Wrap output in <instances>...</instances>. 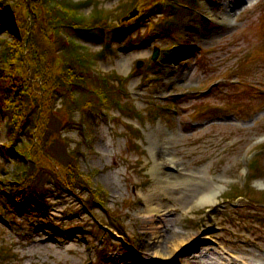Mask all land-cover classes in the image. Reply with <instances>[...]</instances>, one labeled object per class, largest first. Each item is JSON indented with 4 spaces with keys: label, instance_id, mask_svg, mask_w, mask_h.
<instances>
[{
    "label": "rangeland",
    "instance_id": "1",
    "mask_svg": "<svg viewBox=\"0 0 264 264\" xmlns=\"http://www.w3.org/2000/svg\"><path fill=\"white\" fill-rule=\"evenodd\" d=\"M155 1L60 2L63 8L73 3L84 22L97 15L91 23L108 25L98 39L73 29L69 35L80 42L73 52L86 55L83 63H70L75 72H84L82 83L90 85L105 74L113 84L103 87L124 102L101 110L92 105L99 101L96 90L80 88L79 79L71 92L62 84L46 85L50 75L60 79L57 69L72 49L59 45L54 32L56 22L70 23L52 8L58 0H6L18 22L10 24L27 34L26 56L35 69L26 62L23 71L30 76V91L37 92L17 137L40 160L76 156V169L88 180L82 179L87 188L70 184V192L63 185L66 177L43 167V179L33 182L25 178L27 163L0 147V190L8 194L13 183V195L26 192L30 189L21 182L27 181L33 187L43 183L47 195L40 209L24 202L17 208L0 194V264H178L179 254L186 253L205 264H264V203L238 195L251 188L255 195L246 196L256 199L264 192V0H235L231 13H225L227 0H178L186 7L174 14V25L149 35L165 13H154ZM133 8L137 13L122 19ZM121 23L123 33L108 31ZM7 25H0V42L11 40ZM154 45L167 51L150 63ZM137 59L143 60L140 66ZM213 80L221 84L200 95L198 89ZM190 117L199 123L193 125ZM44 120L48 127L37 136ZM9 135L14 139L16 131ZM7 139L0 110V146L11 142ZM252 148L257 158L250 160ZM167 157L182 171L176 184L169 181ZM47 158L45 165L52 167ZM157 159H165V166L152 165ZM217 184L216 200L198 202L199 190ZM94 185L102 187L103 205L90 203L88 188ZM49 233L54 237L47 238ZM162 238L184 240L175 257L162 262L139 257L152 253Z\"/></svg>",
    "mask_w": 264,
    "mask_h": 264
},
{
    "label": "trees",
    "instance_id": "2",
    "mask_svg": "<svg viewBox=\"0 0 264 264\" xmlns=\"http://www.w3.org/2000/svg\"><path fill=\"white\" fill-rule=\"evenodd\" d=\"M60 2L61 1L59 0L58 2H53L52 8L55 9V12L61 11V15L63 16L64 19H67V21H70L71 25H74L77 23V26H78L77 28H79L78 23L82 21V18L80 15L75 13L74 11L75 5H72L73 3H71L65 6V8H63L64 7L63 3H60ZM86 2L87 1H83L81 3L85 4ZM165 5L168 6L169 4H165ZM171 8H174L173 5H171ZM173 11H174L173 13L175 14V10ZM49 13L50 15H52L51 12ZM174 14L170 16L166 14L164 17L157 20V24H156L157 28H160L161 30L165 32L169 30V28L172 25H174V23L176 22L174 18ZM95 17L96 19H98L99 16L97 15L96 16L93 15V17L90 16V18L88 19L89 23L95 21L94 20ZM14 20L17 22L16 17L13 15V5L11 3H7L6 0H0V21L2 25L8 24L7 26L10 28L9 33L12 34L10 41L5 42L2 40L3 43L0 42V59L5 60L4 65H0V84L5 85L4 92L8 93V96L2 94L1 99L2 100L7 99V104L4 105V110L6 114H8L7 122L9 123V125L7 128L11 132L16 131V135L13 141L11 142L12 150L14 151L13 154L17 158H19V160L23 163V162H26V159L27 161H30L29 157H32L34 155L31 154V145L29 146L26 143H21V139L17 137L19 136V134H21L20 131L23 128V125H21L19 128H16V125L14 123L15 121H12V120H17L19 122L23 121V118L25 117L26 109L30 108L32 105L31 103H34V101L37 102V96H36L37 92L35 93V91H30L29 86H27V82L29 81V79L27 77V74H25L26 72L23 71V66L26 64L28 60L26 56L28 52H26V47L22 43L23 40L21 39V35H22L21 27H15L13 26V24H10V22L11 21L14 22ZM83 31H85L86 33H90L88 28H84ZM37 52L38 51H36L35 54H37ZM85 56L86 55L83 54L82 52H76L73 54L74 59L79 62L85 60L86 59ZM71 61L72 60L67 59L64 65L61 64L59 66V67H62L61 69L62 72L66 71L65 76L64 74L59 73L61 71L59 70L60 69L59 67L57 69L58 70L57 75L59 74L60 79L55 78L54 75H50L49 80H47L46 82V85L48 86V88L50 87L52 88V84H51L52 82L50 81L51 79H53V77L55 78L54 80L58 81V84L60 85L62 84V87H63L65 86V83H70L72 75H75V76L78 75L79 77L83 76L82 73H76L73 70H69V69H73V67L70 65ZM39 65L40 64H38V66ZM42 75H44L43 77H45L44 72L42 73ZM47 75L49 74L47 73ZM99 76L101 77V80H99L100 82H97V80L96 81L94 80V83L91 84L93 86V87L91 86L92 90H96L95 91L96 95L99 98V101L92 105L95 107V106H100L103 103L104 106H111V105L116 104L117 102L119 104L121 103L124 104L123 101L120 102L118 94H114L112 90H109V93H108V91L106 90L107 88L103 87L105 84H107L109 87L111 84H113V83L108 82L107 78L109 76L107 75H99ZM95 83H98V86L100 87H98ZM13 88H16V90H14ZM11 90H13V93L9 94ZM104 91H106V95L102 96V93ZM72 100H74V98H72ZM84 102H86V99L84 100ZM40 103L44 105L43 100H40ZM36 106H38L37 103H36ZM37 111L38 110L36 109V112H34L35 116L37 114ZM47 124L48 123H46V121L44 120L42 132L40 133V131H38L37 136H44V131L48 127ZM30 163L33 164L34 160L30 161ZM30 163H28L26 165L27 167L24 169L29 173V175L26 174L25 178H28V179L31 178V180L34 182V179L38 178V176L40 175H37L33 179V175L30 172V170H32V166ZM62 168L64 172L63 178L66 177V179L64 178L65 180L64 183L66 184L68 183L70 185L72 183H77L79 181H82V179L88 180L87 176L79 175V172L76 169V166L74 164H71L70 162H67V161L64 162V164H62ZM20 169L21 168H19V170ZM41 184L43 185V183ZM41 184L37 185L36 187H33L31 186L30 182L27 183V181H24L22 182V186L27 187L30 190H27L26 192L25 191L22 192L21 190L22 193L19 192V194H16V196L18 195L17 197L23 200L24 199L25 200L35 199L39 197V195L42 194V191L44 190ZM93 188H98L99 189L98 191H101L102 189L101 186H97V185H94ZM89 189L91 188L89 187ZM13 190L16 191L17 188L13 187ZM92 197L99 198V195L98 194L92 195ZM262 197H264V194H262Z\"/></svg>",
    "mask_w": 264,
    "mask_h": 264
},
{
    "label": "bare ground",
    "instance_id": "3",
    "mask_svg": "<svg viewBox=\"0 0 264 264\" xmlns=\"http://www.w3.org/2000/svg\"><path fill=\"white\" fill-rule=\"evenodd\" d=\"M235 4V0H227L226 5L228 9H225V13H231V11L233 10V5ZM204 7L206 8V5L204 4ZM199 12H197L196 14H198ZM198 26V25H197ZM165 159H157L155 162H153L152 165H156L159 168H162V166H165V162L169 161V163L167 164L168 166L171 165H175V163L172 160L171 157H167L166 161L164 162ZM162 161V163H161ZM161 163V164H160ZM154 169V168H153ZM170 177L169 181H172V184H176L179 182L180 176L182 174L181 170H177V172H172L171 170L167 171ZM166 174V172H165ZM182 181V179L180 180V182ZM219 185H212L209 187H204V189L199 190V201L198 202H213L214 200H216V194L219 190ZM155 208L154 206L149 208L152 209ZM157 213V212H156ZM46 230H42V232L45 233ZM52 238V237H51ZM50 238V239H51ZM184 240L179 241V239H169L168 238V242H166V240L164 238L161 239V242L158 243V245H156L153 249H152V253L149 252H142L139 257L142 259L147 260V258H154V260L158 261V262H162V260H167L169 258L175 257L176 256V250L178 249V246L180 244H182ZM181 256V261L185 262H191L192 260V264H205L203 259L198 260V258H196V255H192L190 256L189 254H179ZM180 261V262H181Z\"/></svg>",
    "mask_w": 264,
    "mask_h": 264
},
{
    "label": "water",
    "instance_id": "4",
    "mask_svg": "<svg viewBox=\"0 0 264 264\" xmlns=\"http://www.w3.org/2000/svg\"><path fill=\"white\" fill-rule=\"evenodd\" d=\"M137 11L136 10H132L131 12H130V15H133V14H135ZM127 17V16H126ZM157 54H158V49H157V47H155L154 48V50H153V53H152V58H155L156 56H157ZM141 64V61H137L136 62V65L137 66H139Z\"/></svg>",
    "mask_w": 264,
    "mask_h": 264
}]
</instances>
